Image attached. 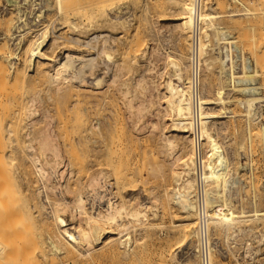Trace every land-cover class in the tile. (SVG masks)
Segmentation results:
<instances>
[{"label":"rangeland","instance_id":"1","mask_svg":"<svg viewBox=\"0 0 264 264\" xmlns=\"http://www.w3.org/2000/svg\"><path fill=\"white\" fill-rule=\"evenodd\" d=\"M54 1L56 0H34V1L30 0L29 2L22 4V11H25V13H27L26 15L28 17V20H32V21H34V17H35L34 15L35 14L37 15L40 13L41 14L40 18L42 21L40 23L41 25L39 28H42V31L45 30L48 33H51L50 36L52 37L53 35L55 37L59 34L58 36L64 37L66 39L68 38L70 39L72 37H76V36L80 37L82 35L80 39H82L81 41H85L87 40L85 37L88 35L90 36L98 35L101 37L103 33L102 36H104L103 37L104 39L101 37L102 40L100 37H99L100 40L97 39L98 43L97 41L92 42L94 43L95 46L91 43V45L94 46V49L98 50L96 51L97 53L95 52L94 49H89L90 50L89 51L88 48L86 49V47H84L83 44H81L80 47L78 45L71 44V43L66 44V41H64L62 38L59 39L60 37L55 40V43H53L54 44L53 48L51 47L52 49H49L47 51V54L49 53L48 55L51 57L53 56L54 59L62 58L63 54L66 53L65 50H69V48L71 50L73 49L74 52H77L80 50L78 53L82 52V54L84 55H88V56H92L96 58L94 60V62L96 63L95 64L96 67L95 65H93L94 67L92 68V70L91 69L85 70V75L87 74V77L85 78V80H90V79L92 80L94 78L99 79V77L101 78L100 79L101 86L99 85L100 86L99 88L101 89L98 91L100 92L101 95L105 94L106 92V96L105 95L104 96L106 98L105 103L106 102L107 103L102 106H99L100 108L98 107L97 111L100 110L101 112L96 111L94 113H96L97 118L103 121V123H109V127H110V128H107V126L104 124L106 128L104 129L105 131L102 133V135L96 136L97 142L94 143L96 147L100 148L99 150L97 149L98 155L100 154L99 155L100 159L101 157H102V160L103 158L105 159V161L104 160L102 161L98 158V160L101 161L102 165L96 167V169L99 168V170L104 169L103 174L105 175L103 180L105 181L106 187L104 186V188H102L100 195H104L105 198H107L108 196H113L115 198V199L113 198V200H116L117 202H120V201L125 202L126 205L129 203L126 201V199L127 200L129 199L130 202H133V199H134L135 201L138 200L139 202L141 201V203L149 204L148 202L150 201V199H152L153 197H156L158 200L156 198L154 199L156 200L155 203H157L158 205L159 215L156 217L150 215L148 217V223L150 224L147 225L148 226L147 229H142V231H140L141 233H144L145 236L146 235L147 236L144 238V240L141 241V243L135 246V249L133 251H131L128 254H125L124 250L117 244L116 248L118 250L117 249L116 250L119 253H117V251L115 252L113 251L114 252L113 253L110 250H107V249L105 250L104 248H102L103 250L97 249V250L92 251L90 253L91 256L88 255V257L86 256V258L84 256H79L76 253H73V254L67 253L66 255L65 252L62 253L63 255L62 254L52 255L50 246L48 243L49 238L46 237L47 235H45V233L43 232L42 227L39 226L40 224L36 222L30 223L29 221L28 223H26L27 222L26 220L28 219L25 215L24 209H26L25 208V205L27 203L26 199H28L26 198L28 196L27 190L29 188V183L33 180L36 181L37 179V175L34 169H32V166L30 165L31 166L30 167L29 164L27 163H29V161L32 158H34L33 157L34 155L36 157L38 156L39 158H41L40 159L41 161L42 160L45 161L46 163L43 162V164L44 163L46 164V167H45L46 171H48L49 173L51 171L56 172V174L54 173L56 177L55 176L53 177V172L50 173L51 175L49 174L50 175L49 178L51 179L49 180L51 183L50 182L48 183L52 185L54 183H57V185L54 184V186H57L58 189L60 188L63 190L62 187L66 183L65 180H69V182L67 183L70 186H74L75 184L77 185L78 181L79 182L81 181V183L85 184L86 180H88L87 178L88 174L86 175L83 173L81 174L78 173L76 171V166L74 165L75 160H74L73 150L75 147L74 145L75 144V140H74L75 139V136H74L75 135V129H74L75 112L72 106H73V101H74L73 98H75L74 94L76 93L75 87L78 85V83L74 80L73 81L70 80L69 82L70 84H64L66 86L70 85V87L73 85L72 89H74L75 91H73L70 88L72 90L71 91L70 89H68L69 92L71 91L70 93L67 91L62 92V93L57 92L55 90L56 87L47 81L48 80L46 79L48 78L47 73L46 74L43 73V76L42 77L40 76V79L39 77H37L38 74H36L37 79L35 78V75H33L34 77H31V76H30L31 78L28 77L29 79L27 81H22L18 79L17 76H15L17 75V74H14L15 72L13 73L11 71L9 67L10 63L5 61L4 59H0L1 60V63H0V174H1L0 183L1 184L0 186H2L0 187L1 189L0 196L1 194L3 195V193L6 195V196H3V198H1L0 200V204L2 203L0 205V209H2V212H3L4 211L3 208L7 206L6 207L7 211H9L10 208L16 210L15 212L14 210L12 212L9 211L10 213L8 212V215L5 213L6 212L5 210L3 212V215L5 213L4 221L2 220L3 219L2 214H0V224H2V227L0 225V233H1L0 236L3 237V238L0 237V248H2L0 252L1 253L0 260L2 261L3 259L4 261L7 260L5 262L6 264H17V263L22 264L21 262H24L25 264H29V263L32 264L35 262V258L37 261L34 264H37V263L39 264H55V263L56 264H95V263L96 264H176V263H173L169 259L170 256H167L168 253L171 254L172 256L174 254V251H176L175 256L178 259L183 261L182 264H196L197 259H196V256L193 250L195 238L192 237L190 245L180 246L181 244L180 239H183L184 237L187 236V232L185 231L184 225L180 226V223H182L185 218L183 214L181 213V211L177 208V206L170 203V201H168L169 203L167 202V200L165 199V195H164L165 194L164 192H166L167 190H168L167 192H169L170 187H173L174 179L171 176V166L169 163L170 150L168 151V148L164 144L163 134L167 132L166 135H169L170 133H173V131H170V129L167 128L169 124L170 116L168 118V115H164L161 113V111H163V105H162L163 101L159 99V93L162 91L161 83L163 79L167 77V73L169 72L167 61L172 57L174 58V60L185 62V65H186V62L188 59V53H189V46H190L189 36L186 35L187 36L186 37L184 34L178 31L174 26L175 19L178 18L179 16L178 15L179 10L177 11L178 9L177 0H154V1L150 0L151 2L149 0L148 1L147 0L145 1L144 0H119V1L118 0H67L69 4L66 3L67 1L64 0L65 1L63 3L64 6H65V3L66 5H69V6H65L66 9L68 10V8L69 9L72 8L71 10L74 12L72 13L70 10L71 14H69L66 17H64L63 14L57 11L58 9L55 8L57 6H56V3H54ZM205 1L208 2V5L213 4V0L212 1L205 0ZM241 1H243L245 5L252 7L250 8L251 15L245 16V17L236 16L234 19L231 18V20H229L230 17L228 16L231 13L230 10L235 11L241 8L239 5H238L239 7H237L236 4L232 3L230 0H224L223 1L224 6L221 8L222 10L220 8L219 9L216 8L215 11L219 13H223V17L219 19L220 26H224L228 28V31L230 32L232 39L237 41L235 44L241 49L244 57L249 58L252 61V59L255 58L254 52H256L257 54V52L260 51V50H254V49H260L261 46L262 47L264 46V27H263L264 20L262 19V17L264 18V13H262V11L264 10V0H241ZM7 2L13 5L16 4L15 0H0V6H5V7L9 6L7 5L8 4ZM101 2L103 3V5L101 4ZM154 2L156 3V5L154 4ZM262 3L263 5H261ZM95 4L97 5L99 4V5L95 6ZM259 4L261 6H259ZM100 6H102L103 9L99 8ZM254 6H256V8L253 11ZM9 7H10V10H9ZM9 7H7V10L5 11L4 14H0V47H2L5 44L7 46V51L9 52V54L11 53V56L18 53V55L20 54L19 57L22 54L21 57L23 58L25 54L26 56L23 58V60L20 57V60H17L19 62L16 61L14 66H16L15 68L17 72H18V69L21 70L22 68L28 71L29 67L31 66H29L30 64H28L29 63L28 55H27L28 48H26L25 45L31 48L32 45H34V40L30 41L32 39L28 40L29 38H25L26 41H30L31 43L28 42V44H26L27 42L23 39L22 42L19 43L20 46L18 44L15 45V43H12L16 41L9 40L8 37H10L11 35L10 33L13 29L14 23L18 16L17 12H19L17 11V9L12 8L13 6H9ZM73 7H77V8H75L74 10ZM79 8L81 9L82 12L79 11L80 10ZM259 8L260 9L263 8L261 9V11L259 10L263 14V16L258 11ZM99 10L103 11V14ZM257 11L259 14H261L260 16L262 17H259V18L258 16L255 17L258 14ZM76 12L79 14V16ZM254 12L256 14H254ZM99 13L102 14L100 16V19H99V15H100ZM89 16H91L92 18L90 17V19H88ZM118 17H120L121 19L119 21L118 20L114 21V19ZM232 19L236 21H233ZM71 21L74 23H76L75 21L77 22L79 21L78 22L79 26L77 25V28L75 29L70 28L69 25ZM81 22L83 25L81 24ZM247 22H250V24L252 23L251 26L250 24H247ZM226 23L227 24L229 23V25H227ZM238 23H242L241 26H238ZM243 23H245L246 26ZM230 26L233 28H231ZM248 26L254 28L253 31H251L252 29L249 28ZM229 27L231 28V30ZM240 27L242 29H240ZM30 28H35V26L31 25ZM76 29H78L81 32L78 33V30L76 31ZM243 29H244V32H246L245 37H244L245 34L243 32ZM255 30L256 32H254ZM258 30H262V34H259L261 33V31L259 32ZM90 32L92 33V35ZM100 33L101 35H99ZM253 33L256 34V36L253 35ZM5 35H7L8 37ZM106 35H108L109 38ZM136 37L137 39L135 43L138 45L140 41L141 45L139 43L140 46L137 47V50L135 53L127 52L128 51V50L126 51L127 47L129 49L130 43L133 44L134 43L133 41ZM251 37L253 38V41ZM104 40L105 42H103ZM255 41H256V45H255ZM63 42L65 43L62 44ZM106 42L107 44L104 45V47L106 46L105 47L106 52L108 54L110 53L108 57L110 61L108 60L106 55L102 53V51L101 53L99 52L100 48L103 46L102 44ZM202 42H203V37H202ZM262 43L263 45H261ZM29 44L31 46H29ZM110 45H111V49L109 47ZM18 46L20 48L23 47L22 51L21 49L18 50ZM138 48L140 49V51L138 50ZM23 49H25V53L23 52ZM112 49H114V51H112ZM142 50L144 52L143 55L141 52ZM87 51H89L90 53H88ZM126 53H127V56H126ZM259 53L256 55V57L259 55ZM132 54L133 55L135 54V56H133ZM130 55L135 59L131 60L129 58ZM260 55L257 58L259 59L262 58ZM262 56L264 59V55ZM120 59L121 60L125 59L123 60L124 65L122 66H121ZM260 60H257V61H260ZM239 63H240V66H239ZM258 63L259 62H257L256 64L257 65L256 69L258 71L260 70L261 75L257 78V82L261 84L262 88L260 91V95H262L264 98V79H262L264 78V74L262 75V72H261V71H264V68H263L264 61L262 62V65L260 63L258 65ZM236 64H237V67L242 66L241 61L237 60ZM45 66H46V69L48 70L47 72H50V70L48 69L49 66L48 65H45ZM261 66L263 69L261 68ZM15 68L13 71H15ZM113 76L115 80L112 78ZM185 76L186 77L188 76V69H186ZM205 77L203 78V75H202V81L205 79ZM33 78H34V81H33ZM210 78H212L211 82H212L213 87H217L218 80L216 76L212 74L210 75ZM112 79L114 80V82L112 81ZM140 79H142V84H141L142 87L139 85L136 86L138 82L137 80H140ZM46 81L49 83V85ZM83 84L85 85L87 83H83ZM50 85H52L55 89L54 88L51 89L52 86ZM102 88H104L103 90H105V92H103ZM229 97L230 99L228 100L229 101L231 100V102L228 103L226 107L229 109V112L231 113V115L230 113L228 115L232 116V118L231 117L230 118H220V119H217L214 124V130L218 132V140L221 144L223 154L226 156L228 163H230L228 166L229 167L228 168L229 183H228V188H227L228 192L226 191L225 198L227 199V201L229 200L228 202L232 205L233 209L235 208V210H239L242 208L245 210L246 209L250 210L252 209V206H253V203L251 204V199L253 202L254 198L257 197L255 198L256 200L255 207H257V209H263L264 202L262 201L264 200V154L262 152L264 150L262 151V146L259 145L257 142H256L257 146L255 144L252 145V144H249V142H247V137L245 133H246L248 123L244 117V110L242 106L237 102V100L242 98V95L234 92L233 94L231 93ZM232 98L233 99L235 98L236 100L235 99L232 100ZM257 109L256 111L259 114L258 116L257 115L255 116V119L253 118L254 121L255 120L256 121L255 123L252 122V125L250 124V126H252L253 129H255V127L258 126L257 124H261V123L264 124V101L260 103V107H258ZM231 111H234V112H231ZM106 115L108 116V118L105 117ZM105 118L108 120H106ZM97 137L98 138L101 137V138L98 139ZM111 137L113 138L115 137V138L111 139ZM104 139L107 140V143H106V140L103 141ZM99 141H102L105 144ZM114 141H116V143H119V144L121 143V144L120 145L117 144L116 146L114 144ZM111 143L113 144L111 145ZM251 143H255V141H252ZM101 144H103V148ZM106 144H107V147H106ZM112 146H114L115 149H113ZM110 147L113 150V152L112 150H109ZM109 151L112 153L108 155ZM185 153H186V150H185ZM183 154H184V151L181 153V155ZM111 155L112 156L114 155V157L112 158ZM109 156L111 160V162L110 161L109 162L112 167L108 166L110 165L108 163ZM115 159H116V162L114 163ZM105 164L107 165L106 167H104ZM115 164L118 167H116ZM26 166H29L30 168ZM112 168L114 169L116 168L115 169L116 172L115 171L113 172L114 169ZM20 170H22V172ZM234 171L236 174L234 173ZM113 173L115 174L118 173L117 175L119 177L117 175L114 176ZM32 174H34L35 176H33ZM230 175L232 176V178ZM233 175H235V177ZM125 177L128 178L129 182L127 181ZM2 178H3V182H2ZM70 178L74 180L72 181ZM119 178H121V180ZM14 181H15V184H14ZM104 181H103V184H104ZM122 182L123 184H120ZM133 182H134V185L136 184V186H133L134 191L132 189V186L130 187V185H132ZM16 184H17V187L15 186ZM113 184H115L116 186ZM125 184H128V186H123ZM76 185L74 186V188L76 187ZM118 186L120 187L118 188ZM14 187H16V189ZM17 188H19L20 190H18ZM57 188H55L54 190V192L57 191L56 194H58L60 190V189L58 190ZM105 191L107 194L105 193ZM16 196L19 201H17V199L15 198ZM132 196L135 198L130 199V197L132 198ZM4 197L6 199L9 197V199H7V201H4L5 199ZM70 198H71V195L66 194V201H69ZM11 200H15L16 202L11 201ZM102 200L104 201V199ZM14 204H15V207H14ZM16 206H18L20 210H18V207L16 208ZM64 213L65 214H63V212L62 213L60 212V215L62 214L61 217L65 220L67 224H71L69 213L67 211H65ZM10 214L11 215L17 214L16 216L13 215L14 225H13V222H11L12 220H10L12 218V217L10 218ZM20 216L23 218H21ZM14 219L15 221L17 220L16 223ZM21 219L23 220L20 222ZM7 220H8V223L6 224ZM193 220L195 221L194 216H193ZM2 222H5V223H2ZM124 222H126V220ZM9 223L12 224L11 228L15 226L13 228H16V230L13 229V233L18 234V236L17 235L15 236L13 233H11L12 232L11 228H8L11 225ZM18 223L21 224L22 227L24 225L22 232H21V229H19L21 226ZM28 224L29 225L31 224L32 226L35 224L34 227L32 228L36 231L34 230L31 231L32 229H29L30 227L28 228ZM36 224H38V226H36ZM26 225L29 230H25ZM3 226L5 229L8 228L6 230H11V232L10 231L8 232L5 230L8 235H6V232H4ZM37 227H39L40 229H38ZM181 227L182 228L184 227V228L181 229ZM35 228H37L38 230ZM138 228H143V227L139 226ZM221 228L224 230V227L221 226L217 232L218 234H215V236L212 237L215 239V243H216V251H217L216 254L217 255L215 258H217L216 261L218 262L216 264H264V239L262 240V238L264 237L261 235V234H264V221L259 220L255 222L248 221V222H237L236 224L233 223V225L225 228L226 231L227 230L230 231L228 234L226 231L223 232ZM192 229L195 230V223H193ZM28 231H31V233L29 232L31 236L30 235L28 236L30 238L26 237L27 236L26 234ZM18 232H21V233H18ZM128 232H129L128 235L130 236V238L133 239L136 236V233L134 232V228L130 227L128 229ZM231 232L233 233L232 235L234 236L231 235ZM223 234L227 236L225 237ZM4 236L5 237L8 236L6 240ZM12 236L14 237L12 238ZM22 236L25 238V240L24 238H22ZM254 236L255 237L257 236L256 239H252ZM9 238L13 240L10 241ZM34 238L38 240L35 241ZM3 239L5 241H8V244L10 246H7V242L5 241L3 242ZM16 239H18L19 241ZM226 239H229V240H226ZM29 241L31 242L30 244H32V245H29L30 247L27 244L29 243ZM176 243L177 244L179 243L178 245L180 247H178ZM21 247H24L25 250L23 248L21 249ZM137 247L139 248L137 249ZM245 248H247L246 253H244ZM9 249H11L12 251H10ZM27 249L28 251H32V252L26 253L28 252L26 251ZM104 252L105 253L107 252V254H105ZM110 252L113 253L114 255H112ZM4 253H6L5 254L6 257L9 256L7 257L8 259L4 258L5 256L3 255ZM13 253H16V254L13 255ZM31 254H33L32 256L34 258L31 256ZM100 254H101V257H100ZM243 254H244V257H243ZM22 255L24 256L26 255L25 258ZM28 255L30 257L27 259L26 257ZM16 256L21 257L22 259ZM31 257L34 260H32ZM37 258L40 260H38ZM49 259H52V261L50 260V262L48 263Z\"/></svg>","mask_w":264,"mask_h":264},{"label":"bare ground","instance_id":"2","mask_svg":"<svg viewBox=\"0 0 264 264\" xmlns=\"http://www.w3.org/2000/svg\"><path fill=\"white\" fill-rule=\"evenodd\" d=\"M15 1H16L15 5L9 4L8 2H7L8 3L7 5L13 6L12 8L17 9V11L20 12V13L17 12L19 17L17 16V18H16V21L14 23L13 29H12V31L10 33L11 34L10 37H8L7 35H5V36H7L9 38V40L16 41V42H12V43H15V45H17V44L19 45V43H21L23 39L25 40V38H29L28 40L32 39L30 41L34 40V45H32L31 48H29V47H27V45H25L26 48H28V50H27V52H28V54H27L28 55V61H29L28 64H30L29 66H31V67H29L28 71L24 70V68H22L21 70H19L17 68L18 69V72H17L16 68H15L16 66H14V64L16 63L17 60H20V57L22 56V54H21L20 57H19L20 54L18 55V53L11 56V53L9 54V52L7 51V46L5 44L3 46L1 45L2 47H0V59H4L8 63H10L9 67H10L11 71L13 73L15 72L14 74H17L15 76H17V78L22 80V81H27L29 79L28 77H30V76L34 77L33 75H35L36 79H37V77H39V79H40V76L42 77L43 73H45V74L47 73V76H48V78H46V79H48L47 81L50 82L51 84H53L56 87V89H55L52 85H50V86H52L51 89L54 88L57 92H61V93L62 92H66V91L69 92L68 89H70V88L72 89L73 85L70 87V85L66 86L64 84H70L69 83L70 80H72V81L74 80V81H76L78 83V85L76 87L74 86L75 90H76V93L75 92H74L75 94L73 93L75 95V98H73L74 101H73V106H72L73 109H74V112H75V127H74V129H75V135H74L75 136V139H74L75 140V144H74L75 147H74V150H73L74 153L72 151L71 152L74 154V160H75L74 165L76 166V171L78 173H80V174L81 173L86 174V175L88 174V176H87L88 180H86L85 184L81 183V181L80 182L78 181L77 185L75 184L76 187L74 188L75 185L74 186H70L67 183V182H69V180H65L66 183L62 187L63 190L60 189V188H59L60 189L59 190L57 188V186H54V184L57 185V183H54L53 185L50 184L51 183L50 182L51 179L49 177L51 175L50 173L53 172V171H51L50 173L48 171H46V168H45L46 167V164H45L46 162L43 161V160L41 161L40 160L41 158H39L38 156L36 157L34 155L33 156L34 158H32L29 161V163H27V164H29V166L30 165L32 166V169H34V171H35V173L37 175V179H36V181L33 180V181H31L29 183V188L27 190V193H28L27 195L28 196L26 198H28V199H26L27 200V203L25 205L26 209H24L25 215H26V217L28 219V220H26L27 221L26 223H28V221H29L30 223L31 222H33V223L36 222V223L40 224L39 226L42 227L43 232L45 233V235H47L46 237L49 238V242L48 243H49L52 255H60V254L65 252L66 255H67V253H69V254L76 253L77 255L84 256L86 258V256L88 257V255L91 256L90 253L92 251H94V250H97V249L101 250L102 248H104L105 250L107 249V250H110L111 252H113V251L115 252V251L118 250L116 248L117 244L124 250L125 254H128L131 251H133L135 249V246H137L139 243H141V241L144 240V238L147 236V235L145 236V234L141 233L140 231H142V229H147V227H148L147 225L150 224V223H148V217L150 215L154 216V217L159 215L158 214V212H159L158 211V205H157V203H155L156 200L154 199L156 197H153L152 199H150V201L148 202L149 204H144V203H141V201L140 202L138 200H137L138 202L135 201L133 199L135 197L132 196V198L130 197V199H133V202H130L129 199L128 200L126 199V201L129 202L126 205L125 202H121V201L117 202L116 200H113V198H114L113 196H108V197L106 196L107 198H105L104 195H100L101 191H102V188H104V186H105V181L103 180L105 175L103 174V172H104L103 170L104 169H102V170H99V168L96 169V167L101 166L102 164H101V161L98 160V158L100 159V157H99L100 154L98 155L97 151L100 148L96 147L94 145V143L97 142L96 136L102 135V133L105 131L104 130V129H106L105 125L107 126V128H110V127H109V123H103V121H101L99 118H97L96 113H94V112H96L98 110L99 106H102V105L107 103V102L105 103V101H106V98H105L106 92H105V90H103L104 88H102V90H103V92H105V94L101 95L100 92L98 91V90L101 89V88H99L101 86L100 85V83H101L100 79L101 78L99 76H98L99 79L98 78H94L95 77L94 76L93 77L94 79H92V80L91 79L90 80H85V78L87 77V74L85 75V70L86 69H89V70L91 69L92 70V68L94 67L93 65L96 64L94 62V60L96 58H94L92 56L84 55V54H82V52L78 53L80 50L77 51V52H74L73 49L71 50L70 48H69V50H65L66 53L63 52L64 53L63 57L59 58V59H54L53 56L51 57V56L48 55L49 53L47 54V51L49 49L53 48V45H54L53 43H55V40L57 38H59V37H60L59 39L62 38L64 41H66V44L67 43H71V44L78 45L79 47H80L81 44H83L84 47H86V49L88 48V50H89V49H94L95 45L92 42L97 41V43H98V40H100L99 39L100 36L92 35V33L90 32L92 36H90V35L86 36L85 35L86 37L85 36L84 37L87 39L85 41H81L82 39H80V37H82V35L80 37L76 36V37H72L70 39L69 38L66 39L64 37L58 36L59 35L58 34L55 37L53 35V37H54L53 38L52 36H50L51 33H48L45 30L42 31V28H39V27H37L36 29L30 28L31 25H34V26H40L41 25V24L36 25L37 23H41V21H42L41 18H40L41 14L40 13L37 14V15L35 14L34 15L35 16L34 17V21L28 20L27 19L28 17L22 19L20 16H24L25 15L22 12V4H24L25 2L22 3L21 1H18V0H15ZM65 1H67V0H65ZM65 1L64 0L63 1L62 0L54 1V3H56V6H57V7H55V6L54 7L57 8L58 9L57 11H59L61 14H63L64 17H66L69 14H71V12L74 13L71 10L72 8H70V9L68 8V10L66 9L65 6H69V5H66V3H68V1H67L65 3V6H64L63 3ZM152 1H154V0H152ZM223 1L224 0H222V1L221 0H213V4L208 5L207 1L201 0L199 43H198L199 57H200V64H201L200 117H201V120H202L201 123H202V136H203V149H204V175H205V183H206V206H207V212H208V217H209V221H208V234H209V242H210V245H209V257H210V263L211 264L218 263L216 261L217 258H215L216 255H217L216 254V252H217L216 251V243H215V239L212 238V237L215 236V234H218L217 232H218V230H219V228L221 226L224 227V230L222 228L221 229L223 230V232H225L226 231L225 228L233 225V223L236 224L237 222H248V221L255 222V221H259V220L264 221V208L263 209H257V207H255V205H256L255 198H257V197L254 198L253 202H252V199H251V204L253 203V206H252V209H250V210L249 209L245 210L243 208L239 209V210H235V208L233 209L232 205L228 202L229 200L227 201V199L225 198V193L227 191L228 183H229V181H228V177H229L228 168L229 167L228 166H229L230 163H228V160H227L226 156L223 154L221 144H220V142L218 140V132H216V130H214V124H215L217 119L230 118V117L232 118V116H230L231 113L229 112V109L226 107V105L231 102V100L230 101L228 100V99H230L229 95L231 93L232 94L234 92L239 93L240 95H242V98L237 100V102L242 106V108L244 110V117H245V119H246V121L248 123V125L246 124L247 125V129H246V133H245L246 137H247V142H249V144H252V145L255 144L256 146H257V144H256V142H257L259 145L262 146V151L264 150V124H262V123L261 124H257L258 126L255 127V129H253L252 126H250V124L252 125V122L255 123V121H256V120L254 121L255 116L256 115L258 116V114H259L256 111V109L258 107H260V103L262 101H264L263 96L260 95V91H261V88H262L261 84L259 82H257V78L261 75V73H260V70L258 71L256 69L257 62H259L262 65V62L264 61L263 56H262V55H264V53H263L264 52L263 51L264 50L263 49L264 46L263 47L261 46L260 49H254V50H260L259 51L260 53L257 52V54L258 53H259V55L261 54L260 56L262 58H260V59H262V60L257 58V57H259V55L256 57V55H257L256 52H254L255 58H253L252 61L249 58H245L244 57L241 49L235 44L237 41L232 39V36L230 35V32L228 31V28L224 27V26H220V24H219V19L223 17V13H219V12L215 11V9L216 8H218V9L220 8L221 9L224 6ZM230 1L232 3H234V4H236L237 7L240 6L241 8L239 10H235V11L234 10H230L231 13L228 16V17H230L229 20H231V18L234 19L236 16H244L245 17V16L251 15V9L250 8H252V7H249V6L245 5L243 3V1H241V0H230ZM177 2H178L177 11L179 10V12H178L179 16H178V18L175 19L174 26L182 34H184L185 36L186 35L189 36V45H190L191 28H192V25H193V15H192V2H193V0H177ZM256 3H257V1H256ZM101 4L103 5L102 2H101ZM154 4L156 5L155 2H154ZM98 5L95 4V6H98ZM158 5H159V3H158ZM261 5H263V3ZM261 5L259 4V6H261ZM149 6H150V4H149ZM75 8H77V7H73L74 10H75ZM99 8H102V6H100ZM255 8H256V6H254L253 11L255 10ZM96 9H97V7H96ZM261 9H263V8H261ZM261 9L259 8L258 11L259 10L261 11ZM70 10H71V12H70ZM79 11H81V9ZM83 11H84V9H83ZM99 11L102 12V14H103V11H101V10H99ZM258 11H257V13H258ZM263 11H262V13H264ZM255 12H254V14H256ZM57 14H58V12H57ZM102 14L99 15V19H100V16ZM258 14L255 17L258 16V18H259V17L263 16V14H262V16H260L261 14H259V15ZM78 16H79V14H78ZM106 16H107V14H106ZM90 17L91 16H89L88 19H90ZM250 18H251V16H250ZM120 19L121 18L118 17V18H115L114 21L115 20L119 21ZM262 19L264 20L263 17H262ZM22 20H23V24L19 25V23ZM233 21H236V20H233ZM75 22L76 23H74L72 21L70 22V25H69L70 28H74V29L77 28V25H78L79 21L78 22L75 21ZM31 23H33V24H31ZM245 23H243V24L245 25ZM81 24H82V22H81ZM241 24L242 23H238V26H241ZM247 24H250V22H247ZM251 24H250V26H251ZM254 24H256V23H254ZM227 25H229V23ZM250 26H248V27L252 29L251 31H253L254 28H252ZM82 28H83V26H82ZM231 28H233V27H231ZM231 28H230V30H231ZM240 29H242V28L240 27ZM77 30L78 29H76V31ZM135 30H137V29H135ZM238 30H239V28H238ZM258 31L259 32L261 31V33H259V34H262V30H258ZM258 31H257V33H258ZM15 32L17 34H15ZM79 32H81V31L78 30V33ZM243 32H244V29H243ZM254 32H256V30ZM244 34H245L244 35V37H245L246 36V32H244ZM99 35H101V33ZM102 35H103V33H102ZM102 35H101V37L103 38L104 36H102ZM253 35L256 36V34H254V33H253ZM106 36H108V35H106ZM202 37H203V42H202ZM102 38H101V40H102ZM108 38H109V36H108ZM126 39H128V38H126ZM136 39H137V37L133 41L134 45L132 43H130L129 49L127 47V49H126V51L128 50L127 52L135 53L136 50H137V47H139L141 45L140 41H139L140 45H139V43H138V45L135 43ZM251 39L253 41L252 37H251ZM259 40H261V39H259ZM30 41H26L27 42L26 44H28V42H30ZM103 42H105V40ZM137 42H138V40H137ZM64 43L65 42H63L62 44H64ZM91 43L94 46H92ZM106 44H107V42L102 44L103 48L101 47L102 49L100 48L99 52L101 53V51H102V53L105 54L106 57L108 58L110 53L108 54L106 52V48H105L106 46L104 47V45H106ZM244 45H246V44H244ZM255 45H256V41H255ZM261 45H263V43ZM19 46H18V50L21 49V51H22L23 47L20 48ZM29 46H31V45L29 44ZM247 46H248V44H247ZM109 47L111 49V45ZM109 47H108V49H109ZM257 47H255V48H257ZM94 50H95V52L98 51L96 49H94ZM138 50L140 51L139 48H138ZM89 51H87V52L90 53ZM112 51H114V49H112ZM23 52L25 53V49H23ZM125 52H124V54H125ZM141 52H142V55H143V53H144L143 50ZM189 54H190V46H189V53H188V59H187L186 65H185V62L174 60V58H172V57L170 59L168 58L169 60L167 61V66L169 68V72L167 73V77L165 79H163V81L161 83L162 84V91L159 93V99H161L163 101L162 102L163 111H161V113L164 114V115H168V118L170 116L169 124H168L167 128L170 129V131H173V133H170L169 135H166L167 132L163 134V136H164L163 137L164 144L168 148V151L170 150V152H169V155H170L169 156V163H170V166H171V176L174 179L173 180L174 181L173 187H170L169 192H167L168 190L166 192H164L165 193L164 195H165V199L167 200V202L170 201V203H172L173 205L177 206V208L181 211V213L183 214V216L185 218L183 220V222L180 223V226L184 225L185 231L187 232V236L184 237L183 239H180L181 240L180 246H185V245L188 246V245H190L192 237L195 238V243H194V247H193L194 249L193 250H194V254H195L196 259H197V263L196 264H198L197 234H196V230L192 229L193 223H195V227H196V215H195V205H194V200H193L194 180H193V176H192V166H193L192 141H191V137H190V133H189L190 125H191V107H190L189 95H188V81H189V77L185 76L186 69H189L188 68ZM25 56L26 55L24 54V57ZM126 56H127V53H126ZM133 56H135V54ZM106 57H104V58H106ZM110 57H111V55H110ZM131 57L132 56L130 55L129 58L131 60L135 59V58H133V57L131 58ZM253 57H254V55H253ZM23 58H22V60H23ZM125 59H127V58H125ZM125 59H123V60H125ZM108 60H109V58H108ZM123 60H121V66L124 65L123 64ZM127 60H129V59H127ZM237 60L241 61V64H242L241 67H237V64H236ZM257 60H260L261 62L257 61ZM17 62H19V61H17ZM0 63H1V60H0ZM124 63H125V61H124ZM259 63H258V65H259ZM43 65H44V67H43ZM45 65L49 66L48 69L50 70V72H47L48 70L46 69ZM150 66H151V64H150ZM239 66H240V63H239ZM95 67H96V65H95ZM14 68H15V71H13ZM261 68H262V66H261ZM263 68H264V65H263ZM261 72H262V75H263L264 71H261ZM36 74H38L39 76L37 75V77H36ZM212 74H214L216 76L217 80H218V84H217L218 86L216 85L217 87H213V85H212V82H211L212 78H210V75H212ZM202 75H203V78L206 76L203 81H202ZM112 78L115 80L114 76ZM113 79H112V81L114 82ZM262 79H264V78H262ZM33 81H34V78H33ZM137 81H136L137 84L135 83L136 86L137 85L141 86L142 79L137 80ZM83 83H87V84L84 85ZM48 85H49V83H48ZM72 90L75 91L74 89H72ZM232 97H234V96H232ZM236 98H238V97H236ZM234 99L232 98V100H234ZM234 111H231V112H234ZM97 112H101V111L99 110ZM229 113H230V115H228ZM222 114H224V115H222ZM105 117L108 118L107 115ZM106 120H108V119H106ZM118 124H119V122H118ZM31 127H32V125H31ZM108 130H110V129H108ZM114 134H116V133H114ZM100 138H98V139H100ZM103 138H104V136H103ZM114 138L111 137V139H114ZM105 140L106 139H104L103 141H105ZM112 141H110V142H112ZM252 141H255V143H251ZM99 142L105 144L102 141H99ZM106 143H107V140H106ZM103 144H101L102 148H103ZM112 144L113 143H111V145ZM114 144L117 146V144H119V143H116V141H114ZM178 144H179L180 147L178 146ZM114 146H112L113 149H115ZM106 147H107V144H106ZM108 147H109V145H108ZM253 149H254V147H253ZM107 150H108V148H107ZM109 150H112L111 147H110ZM185 150H186V153H185ZM257 150H258V148H257ZM183 151H184V154L181 155V153ZM109 152H108V155L111 154L113 152V150H112V152H110V153ZM252 152H254V151H252ZM115 153H113V154H115ZM262 153L264 154V151ZM102 154H103V152H102ZM142 156H144V155H142ZM113 157H114V155L112 156V158ZM116 158H117V156H116ZM100 160H102V157H101ZM103 160L105 161L104 158H103ZM109 161L111 162L110 156H109V160H108V163L110 164ZM43 162H45L44 163L45 166H44ZM115 162H116V159L114 160V163ZM70 163H71V161H70ZM103 165H104V163H103ZM117 165H118V163H117ZM117 165H116V167H118ZM29 166H26V167H29ZM106 166L107 165L105 164L104 167H106ZM108 166L112 167L111 164L108 165ZM239 166H240V164H239ZM68 167H69V165H68ZM113 167H114V165H113ZM112 169H114V168H112ZM115 169L113 170V172L115 171ZM109 170H110V168H109ZM20 171L22 172V170H20ZM238 172H239V170H238ZM54 173L56 174V172L55 171L53 172V177L55 176ZM234 173H235V171H234ZM113 174L115 176L118 173L117 174L113 173ZM9 175H11V174H9ZM32 175L35 176L34 174H32ZM117 176H116V178H117ZM233 176L235 177V175H233ZM53 177H52V179H53ZM106 178H107V176H106ZM231 178H232V176H231ZM119 179L121 180V178H119ZM126 179L128 181V178H126ZM103 181H104V184H103ZM2 182H3V178H2ZM48 182H50V183H48ZM123 182L120 183V184H123ZM14 184H15V181H14ZM115 184H113V185H115ZM6 185H5V187H6ZM118 185H119V183H118ZM253 185H254V183H253ZM15 186L17 187V184ZM120 186H118V188ZM123 186H128V184H125ZM131 186H132V189H133L134 188L133 186H136V184L134 185V182H133L132 185H130V187ZM0 187H2V186H0ZM16 187H14V188L16 189ZM3 188H4V186H3ZM55 188H57L59 190L58 194H56L57 191L54 192ZM17 189L20 190L19 188H17ZM103 190H105V189H103ZM133 191H134V189H133ZM105 193H106V191H105ZM66 194L67 195H71V198H70L69 201H66ZM227 194H229V193H227ZM1 196H0V200H1V198H3V196H6V195L3 193V195L1 194ZM17 196L15 198L17 199V201H19ZM162 196H163V194H162ZM12 197H14V196H12ZM5 199H4V201H7V199H9V197L6 200ZM22 199H20V200H22ZM102 199H104V201ZM11 201H15V200H11ZM262 202H264V200ZM263 206H264V204H263ZM6 207L3 208V209H4V211L6 210L5 213L7 215H8L9 211L12 212L14 210V209L10 208L9 211H7ZM14 207H15V204H14ZM17 207L18 206H16V208ZM0 210H1L0 214H2V217H3L2 220L4 221L5 213L3 215L4 211L2 212V209H0ZM18 210H20L19 207H18ZM15 211L16 210H14V212ZM65 211H67L69 213V215H70L71 224H67L65 222V220L61 217L62 214L60 215V212L61 213L63 212V214H65L64 213ZM160 212H162V211H160ZM164 213H166V212H164ZM13 215L10 214V218L12 217L10 219V220H12L11 222H13ZM16 215H14V216H16ZM18 215H20V214H18ZM193 216L195 218V221L193 220ZM21 218H23V217H21ZM22 220L23 219H21L20 222ZM125 220H126V222H124ZM14 221H15V219H14ZM16 222H17V220L15 221V223ZM24 222H25V220H24ZM2 223H5V222H2ZM7 223H8V220H7L6 224ZM9 224H11V223H9ZM38 224H36V226H38ZM0 225L2 227V224H0ZM13 225H14V222H13ZM19 225L21 226V224H19ZM30 225L28 224V228L30 227L29 229H32L31 231H33L34 229L32 227H34L35 224L33 226L32 225L30 226ZM11 226H12V224L8 228H11ZM139 226L140 227L142 226L143 228H138ZM13 227H15V226H13ZM13 227L11 228V230H12V232H11V230H6L8 228L5 229L4 226H3L4 232H6V231L9 232L10 231L11 233H13V229L16 230V228H13ZM21 227L19 229H21V232H22L24 225H23L22 228ZM130 227L134 228V232L136 233V236L133 239L130 238V236L128 235V233H129L128 229ZM28 228H27V225H26L25 230H29ZM37 228L40 229L39 227H37ZM37 228H35V229H37ZM183 228L181 227V229H183ZM31 231L27 232V234H26L27 236L26 237H28L30 235ZM34 231H36V230H34ZM239 231H241V230H239ZM1 232H2V230H1ZM21 232H18V233H21ZM219 232H221V231H219ZM226 232L228 234L230 231L227 230ZM23 233H24V231H23ZM232 234L233 233L231 232V235ZM0 235H1V233H0ZM6 235H8L7 232H6ZM14 235L18 236V234H14ZM261 235L264 237V234H261ZM224 236L226 237L227 235H224ZM232 236H234V235H232ZM7 237H5V240L7 239ZM13 237L14 236H12V238ZM256 237L254 236L252 239H256ZM1 238H3V237H1ZM22 238H24V237L22 236ZM28 238H30V237H28ZM36 238H34L35 241L38 240ZM235 239H236V237H235ZM263 239L264 238H262V240ZM5 240L3 239V242ZM9 240L12 241L13 239L11 240L9 238ZM16 240H18V239H16ZM24 240H25V238H24ZM27 240H29V239H27ZM226 240H229V239H226ZM30 241H32V240H30ZM30 241H29V243H27L28 246L32 245V244H30L31 243ZM5 242H7V246H10L8 244V241H5ZM13 243H15V242H13ZM22 243H23V241H22ZM180 246L178 245V247H180ZM11 247H13V246H11ZM139 247H137V249ZM22 248L24 249V247H21V249ZM37 248H36V250H37ZM181 248H179V249H181ZM1 249L2 248H0V252H1ZM9 250L12 251L11 249H9ZM29 250H30V248H29ZM177 250H178V248H177ZM7 251H8V249H7ZM26 251H28V249ZM29 252H32V251H28L26 253H29ZM175 252L176 251H174V254L172 256L169 253L167 254V256H170L169 259L173 263L182 264L183 261L178 259L175 256L176 255ZM246 252H247V248H245V250H244V253H246ZM113 253H111V254L114 255ZM117 253H119V252L117 251ZM5 254L6 253H4L3 255H5ZM14 254H16V253H13V255ZM105 254H107V252ZM29 255L26 257L27 259L30 257ZM32 255L33 254H31V256ZM22 256L25 258L26 255L25 256L22 255ZM7 257H9V256H7ZM7 257H6V255L4 256L5 259ZM16 257H18V256H16ZM100 257H101V254H100ZM243 257H244V254H243ZM18 258H21V257H18ZM33 258H32V260H34ZM12 260H11V262H12ZM38 260H40V259H38ZM50 260L52 261V259H49L48 263L50 262ZM55 260H57V259H55ZM1 261L2 260H0V264L1 263L2 264H6L5 262L7 260L4 261V259H3L4 262L3 261L1 262ZM36 261L37 260L35 258V262ZM21 263L25 264L24 262H21ZM34 263H32V264H34ZM37 264H39V263H37Z\"/></svg>","mask_w":264,"mask_h":264},{"label":"built area","instance_id":"3","mask_svg":"<svg viewBox=\"0 0 264 264\" xmlns=\"http://www.w3.org/2000/svg\"><path fill=\"white\" fill-rule=\"evenodd\" d=\"M19 1V0H18ZM30 0H21L22 3H27ZM34 1V0H31ZM24 3V4H25ZM9 7V6H7ZM7 7L0 6V14H4ZM10 10V7H9ZM200 10L201 0H193L192 15L193 25L191 28L190 37V54L188 61V95L191 107V125L190 137L192 141V176L194 180L193 200L195 205L196 215V234H197V253L198 264H211L209 257V234H208V212L206 206V183L204 175V149L202 136V123L200 117V97H201V64L199 57V28H200ZM20 16L22 19L27 18V13ZM26 16V17H25ZM28 19V18H27ZM23 24V20L19 25ZM37 23L36 25H39ZM40 26H35L36 29ZM15 34H17L15 32Z\"/></svg>","mask_w":264,"mask_h":264}]
</instances>
